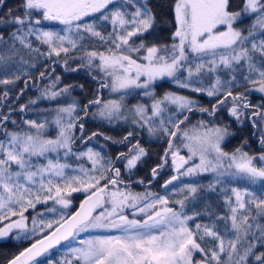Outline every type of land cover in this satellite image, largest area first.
Instances as JSON below:
<instances>
[{
  "label": "snow or ice",
  "instance_id": "6c2138e0",
  "mask_svg": "<svg viewBox=\"0 0 264 264\" xmlns=\"http://www.w3.org/2000/svg\"><path fill=\"white\" fill-rule=\"evenodd\" d=\"M4 2L0 0V4ZM132 2L128 0V3ZM172 8L176 25L172 33L173 43L148 47L142 34L154 29L156 17L147 0H143L131 13L116 0H20L17 11L21 14L13 16L12 9L6 14L11 17L7 23L14 26V31L9 34L8 41L0 35V44L14 54L17 43L38 53L39 48L33 47L31 39L34 37L48 46V57L58 58L61 54L68 55L70 50L85 48L81 43L85 39L84 33L98 37L109 45L108 54L83 51L79 56L80 66L97 70L100 74L99 78L93 77L98 84L97 92L108 89L120 96L119 99L103 100L97 95L81 109L85 116L88 115L87 109L95 106L98 115L109 122L114 118H126L123 116V111L127 110L124 97L129 90L142 89L143 95L151 98V105H136L130 110L134 117L143 122L142 127L144 124L151 125L154 118L162 117L167 105L174 106L171 116L159 121V132L170 139L163 163L152 169L153 177L157 176L158 168L167 164L166 158L170 154L171 163L180 175L216 173L214 184L208 186L210 189L222 183L226 175L241 177L250 185L260 182L264 188V153L253 156L238 147L229 154L221 147L225 136L229 135L226 127L209 125L205 121L197 122L191 129L182 127L189 120L184 113H191L197 101L174 92H166L158 99L152 91L155 81L168 78L183 89L206 93L210 97L223 95L224 99H217V105H213L211 112L203 107L198 110L214 115L217 106L231 98L233 107L229 109L230 114L239 120L241 113L238 109L241 105L236 101L242 97L233 96L230 88H227L231 81L221 82L217 77L214 83L204 87L201 76L205 69L214 72L219 66L231 69L233 65L246 64L249 74L244 79L253 85L258 84V90L264 92V39L257 42L255 36L257 29L264 32V0H244L242 10L236 12L229 10V0H174ZM95 13H100V19L113 25V31L107 36L96 30L95 22H83V18ZM242 16L255 17L248 35L234 27ZM41 21H58L65 26V34L44 30L39 27ZM4 22L0 20V23ZM221 27L224 30H220ZM133 37L141 42L138 45L130 43ZM142 49L147 53L142 57L145 63L138 62L140 58L134 59L132 55ZM189 53L194 54L191 59ZM257 53L261 57L259 61L254 59ZM205 57L211 59L205 62ZM0 61H6V58L0 56ZM253 74L258 79H251ZM40 75L43 78L45 74L42 72ZM12 83L13 79H0V84ZM71 87L66 86L59 92L46 90L43 95L55 99ZM79 87L83 88V85ZM4 96L7 97V92ZM242 106L248 107L247 104ZM55 111L56 117L52 121L58 128L55 138H47L46 121L25 120L23 123L26 127L8 131L4 125L9 116H0V132L3 134L0 139V224H3L0 238L7 237L13 230H16V239L27 240L37 232L44 234L9 260L8 264H36V257L62 241L68 242L62 264H264V251L259 250L264 249V192L257 195L248 188H231L232 195L225 196L229 214L217 218L224 221L222 229L215 222L195 223L194 227H190L189 222L200 213L193 216L185 214L187 197L174 201L180 206L177 210L169 206L166 196L121 190L119 185L123 181L119 179L120 169H112L111 161L101 163L103 158L100 153L91 148L86 152L73 151L75 141L85 139L83 135L77 138L74 134L77 128L81 133L84 131V125L78 123L81 117L77 113V104L73 102ZM149 111L150 116L147 115ZM253 115L259 116L260 113ZM136 122L133 119V123ZM12 123L15 124V121ZM149 131L155 132L157 129L150 127ZM98 134L92 133L88 140ZM174 140L180 141V147L174 148ZM260 144L264 146V134L260 137ZM181 147L187 149L186 157L180 155ZM61 150L66 158L74 156L80 160L86 157L91 161V168L80 164L78 169H73L74 172L78 170V175L68 174L66 169L71 165L50 156V153L59 156ZM130 152L136 154L128 156L121 153L118 157L126 159L129 171L146 155L139 144L134 145ZM41 158L44 163L40 162ZM194 158H198L199 163L186 168ZM109 171H112V176L106 175ZM177 179L178 176H172L165 182V188ZM185 187L190 194L197 192L192 185ZM184 190L180 189L181 192ZM78 192L87 194L79 209L72 215L63 214L61 210L68 209L72 203L71 194ZM49 201L60 206L59 209L55 206L47 209L50 213L59 212V219H38L44 214L37 212L29 229L25 213ZM126 208H132L134 215L138 212L146 218L129 219L124 214ZM45 229L48 231L45 232ZM89 229L115 230L117 234L89 236L79 241V247H72V241ZM195 255H201V259H195Z\"/></svg>",
  "mask_w": 264,
  "mask_h": 264
},
{
  "label": "rangeland",
  "instance_id": "374dc122",
  "mask_svg": "<svg viewBox=\"0 0 264 264\" xmlns=\"http://www.w3.org/2000/svg\"><path fill=\"white\" fill-rule=\"evenodd\" d=\"M141 2H143V0H133L132 3H128V0H116V3L124 5V9L129 13L134 12L136 7ZM19 4H20V0L18 1V5ZM108 10L109 11L111 10V6H109ZM19 14H21V13L18 12L17 15H19ZM100 15H101L100 13L92 14L90 17L83 18V22H85V23L95 22L97 25L96 30L100 31L102 33V35L107 36L108 33L113 31V25L111 24L110 21H104V20L100 19L99 18ZM242 17H244V16H242ZM173 19H174V12H173ZM2 20L5 22L0 23V26H2V25L5 27L11 26L10 23H7V21H9L10 18L2 19ZM254 20H255V17L253 16L252 23L254 22ZM39 27H42L44 30L57 31L61 35L65 34L63 32V29L65 26L60 24L58 21H41V24L39 25ZM234 27L237 28L235 26V23H234ZM175 28H176V25H175V19H174V31H175ZM220 30H224V28L221 27ZM239 30H241V29L239 28ZM117 31H119V28H117ZM244 33H246V34H244ZM9 34L7 36H5V38H4L5 41L9 40ZM243 34L248 35V31L243 32ZM84 36H85V39L81 43H83L86 46L85 48L81 49L80 51L70 50V52L75 51V53L70 54L69 56L61 54L60 57H66L67 61L70 64H77V63L81 64V61L79 60V56L82 54L83 51H97V52H103L106 55L108 54L107 49H108L109 45L107 44V42H102L99 40L98 37H92L90 34H87V33H84ZM255 36H256L257 42H259L260 39H264V32H261L259 29H257L255 31ZM72 38L76 39L75 36H72ZM31 39H32V41L35 40L34 37ZM130 43H134V44L138 45L140 43V41L136 37H133L130 39ZM172 43H173V40L171 38V40L169 41V43L167 45H170ZM17 46L20 49L16 48L15 54H14V52L12 50L5 47L3 44H0V51H1V48H5V49H3L2 54H3V57L6 58V61H0V79H13L14 80V83H12V84H8V85L0 84L1 85L0 87H1V91H3V90H10V91L12 90L13 91L12 95L9 94V96L12 97L11 99H13L14 97L17 98L20 95L21 90L18 89L17 87H18V85H20L21 80L24 79L23 77L26 76L27 74L36 72L35 69L37 67L36 66L37 64L44 62L45 65L46 64L48 65V63L50 61L49 59H51V57L47 56V53L49 51L48 46L41 44L39 41L35 40V43H34L35 47L34 48H39V52L38 53L36 52L35 55L33 56L35 63L33 62V63L27 64V62H25L24 60L22 61V59H19L20 62H16V65H14L15 62L12 58L16 57L18 54L22 55L21 51H25L27 53V55H31L30 54L31 51H29L28 49L23 48L18 43L16 44V47ZM65 46H68V45L66 44ZM248 47H250V44L248 45ZM43 48H46V49L41 54L40 49H43ZM146 54H147L146 50L142 49L139 53H133L132 55H133L134 59H136L137 57L140 58L138 60V62L145 63V61L142 59V57L145 56ZM39 55H40V57H39ZM193 55L194 54L189 53L190 59L192 58ZM0 56H1V54H0ZM53 57L56 58L55 56H53ZM73 57H75V59H73ZM210 59H211V57H205L204 58L205 62H207ZM254 59L256 61H259L261 59L259 53L255 54ZM257 66H259V64ZM48 67L49 66L43 67L44 68L43 73L45 75L48 72ZM63 71H65V70H63ZM90 72L93 73L94 76H97V77H99V75H100L98 73V71L94 70V69L90 70ZM75 73H76V75L66 76L67 77L66 79H64V77H63L64 74L56 73L55 75L50 77L48 80L46 79V81H44L41 84L40 88L37 89L38 91H36L33 94H30L28 96H24V98H23V100L25 102L24 106L27 108L26 112H28V114L31 116L30 119H28V120H36L37 122H45V121L47 122V127H46L47 138H55L56 135L58 134L57 126L54 123H52V121L56 117V111L55 110L57 108L66 107L69 104H72L73 102H75L77 104V113L80 116L82 113H84V111H81V109L83 108L84 103H85V101H87V99L88 100L95 99L97 95H99L103 100L119 99L120 94L111 93L108 89H104L100 92H97L98 84L95 85L96 93H94V91H93V94L91 97L90 91H89L90 90L89 83L87 82L86 78L83 77V76H87V75H85L83 72L79 73L78 71H75ZM48 74H50V73H48ZM248 74L249 73H248V69H247L246 64L243 66L233 65V68H231V69L225 68L223 66H219V67H217L216 71H214V72H208L207 69H205L202 76H201L204 87H208L212 83H214L217 77L220 78L221 82L231 81V83L227 85V88H230V90L241 85V84L242 85L249 84L248 87L243 88L240 91H237V92H239L238 94L241 95L240 97H242V99L236 101V103L238 105H241V107H239V109H238L239 112L241 113L240 119L237 120L236 117H234L230 114L229 109L231 107H233V101L231 98H228L223 105L217 106V109H216L214 115H209L208 113H203V115H202L201 112H197L186 122L185 125H182V127H187V128L191 129L193 126L197 125V122H199V121H205L209 125L226 127L229 135L225 136L224 140L221 143V147L223 146L225 141L230 136H232L233 140L236 139L237 143H235L233 140H231V142L226 144L227 150L223 149L224 151L231 154L236 148L240 147V148H242L243 151L248 152L250 155H253V156H259L261 153H264V146H262L260 144V137L262 134H264V92H260L258 90V88H259L258 84L253 85L244 79V77L247 76ZM35 75H36V73H35ZM185 75H186V72H185ZM75 76H80L77 79H79V82L83 81L87 92L84 93L82 91L81 87H79L80 85H82V83H76V84L71 83L72 79ZM16 77H19V79H16ZM57 77L59 78L58 80H57ZM232 77H235L234 81L232 80ZM20 78H21V80H20ZM62 79H64V80H62ZM251 79H258V77L255 74H253L251 76ZM63 81H66V83H64V85L62 84ZM162 81H164V84L167 85V89L164 90L161 94H155L154 86L161 83ZM35 83H36V81H35ZM53 84H54V86H53ZM69 85L72 86L69 89V91L62 94V95L57 96L55 99H49L47 96L43 95V93L46 90L59 92L61 89L65 88L66 86H69ZM197 86H199V85H197ZM95 87H94V90H95ZM184 90L187 93L184 92ZM152 91H153V94L155 95V97L158 99L163 97L166 92H174V93H177L179 95L188 96V97L192 98L193 100L197 101V105H196L195 109H199L200 107H203V108L209 109V111L211 112L212 108H213L212 103L214 101L206 102L205 104L199 105L198 98H199L200 94H204V95L208 96L206 93H196V92H193L191 89L180 88L177 84L173 83L168 78H164V79L155 81L153 86H152ZM193 93L197 97L193 98L192 97ZM253 94H258L262 98V103H263L262 105L263 106L260 108L261 110L258 109V112H257V113H260L259 116L253 115L257 110H255V112H254V109H252L250 111L248 109V107L244 108L242 106L244 104L251 105L250 103H248L247 97L250 95H253ZM81 95H82V97H80ZM208 98H212V97L208 96ZM32 101H34V103H32ZM151 103H152L151 98L145 97L143 95L142 89H132V90H129V94L124 97V104H125L127 110L123 111V116L126 118H114L111 122H109L107 119L100 117L98 115V108L93 106V107H89L87 109L88 115L85 117V119L88 118L89 119L88 122L90 124H93L95 129L98 128L97 127L98 125L107 126L109 128H112L113 130L122 129L123 130L122 132H118L120 134L121 138L122 137L125 138L126 136H128V134H127L128 132H131V134L141 133L147 138H149V137L150 138L151 137H154V138L167 137L166 135H163L162 133H160L158 130L159 129V121L161 118L167 119L169 116H171L172 112L174 111V106L167 105L166 106L167 111H165L162 114V117L154 118L153 121L151 122V125L144 124L143 127L141 126V124L143 122L139 121L138 117H134V114L130 111L136 105H151ZM20 107H21V105H20ZM19 110L20 111L18 113H19V117H20V114L22 115L24 110L21 111V108ZM186 113H184V115ZM2 114H4V113H2ZM147 115L150 116L151 112L149 111L147 113ZM181 118H183V117H181ZM133 119H136L137 122L133 123ZM14 121H15V124L18 123V120L16 121L14 119ZM254 122H255V125H254ZM78 123H81V120L78 121ZM246 123H248V125ZM82 124H83V122H82ZM24 127H26V125L20 126L18 128L10 127V128H7V130L8 131H15V130H18V129H21ZM150 127L157 129V131L150 132L149 131ZM78 131H79L78 128L74 131L75 136H76ZM84 131H85V124H84ZM115 136H117V135H115ZM134 137H136V136H134ZM106 138H108V139H106ZM128 139H129V137H128ZM111 140L112 139L109 135L100 132V135H97L96 137H94L90 141L85 142L83 144H81L80 139L76 140L75 143L72 145V147H73L74 152H86L88 148H91L94 152L100 153V156L103 158L101 163H104L105 161H111V164H112L114 155L118 154L120 156L121 153H125V154L129 153L130 150H127V148L132 146V144L136 141V138L127 140L126 141L127 142L126 147H123L121 149L115 148V145H113ZM135 143L138 144L137 142H135ZM173 143H174V148L180 147V141L179 140H174ZM166 146H167V144H166ZM166 146L164 147L163 151L160 152V154H159V157L161 159V163H163V159L165 158ZM109 154H112V155L109 156ZM180 155H183L186 157L188 155L187 149L181 147L180 148ZM50 156L54 160L59 159V161L61 163H66V164L71 165V168L66 169V172L68 174H71V175H78L79 174L78 170L74 172L73 169H78V166L80 164H83L84 167H86V168H91V161L87 160L86 157L82 158L80 160H77L74 156H69L66 158L63 155V150L60 151L59 156H57L56 153H50ZM119 156H117V157L115 156V163L116 164H115L114 169H116V168L120 169L121 167H123L126 170L124 172L129 171L126 167L127 161L123 162V163L117 161ZM166 159L168 161L167 164H165V166L163 168H161V170H160L161 173H163L161 176V179H160L161 180L160 183L162 181H165L166 179H168L169 177H171L174 174L170 154ZM141 160L146 161V157H144V156L141 157V159L137 162V165H136L137 168L139 166H142ZM40 162L44 163L45 161L43 160V158H41ZM193 163H199V159L194 158L193 161L189 162V164L186 166V168L193 166ZM256 163L259 164V161H257ZM186 168L182 169V171H185ZM207 173H212L213 176L216 177V173H214V172H200V173H197V174H194L191 176L180 175L178 172H176V176H178V179L175 180L171 185H169L168 188H165V187L163 188V186H162L163 189H161V187H156V188L155 187H153V188L152 187H148V188L145 187L144 188V187H141V185H139L141 183H139V184L135 183V184L129 185V183L125 184V182H123V183H124V185H128L127 188H125L124 186H120L121 184L119 185V187L123 191H130L132 193L151 192V193H156L159 196H166L167 197L169 194L178 193L181 188H185V184H184L185 179H188L189 181H191L195 176L205 175ZM112 174H113L112 171L106 173V175H108V176H112ZM235 177L236 176L230 177V176L226 175L225 177H223V181H233L234 179H236ZM238 178L243 179L241 177H238ZM119 179L122 180L121 174H120ZM243 180H244L243 182L245 183V179H243ZM101 183H104V181H102ZM259 184L261 185L260 182H259ZM252 187H253V185H252ZM252 187L251 188L248 187V189L250 191H253L254 189H252ZM84 195H86V193H83V192L72 193L70 198L73 201H72L70 207L73 206L75 208L76 205L79 203V201L81 200V198ZM79 197H81V198L79 199ZM37 206L38 207L36 209H29L25 213V215L28 216V227H29V229L32 228L31 220L33 217L36 216L37 212L44 214L41 217H38V219H43L45 221L59 219V212L58 213L47 212V209H50L54 206L57 209H59L60 208L59 205H54L52 201H49L47 204H39ZM70 207L68 209H62L61 211L63 212V214L68 215ZM74 208L70 211V213L74 210ZM176 209L179 210V207ZM134 211L135 210L132 208H126L124 210V214L127 215L129 219L143 220L146 218V216H144L143 214L138 213V212L135 213V215H134L133 214ZM2 226H3V224H0V227H2ZM45 231L47 232L48 230L45 229ZM115 234H117L115 230L89 229L87 232L80 233L79 236L77 237V239L75 241H72L71 246L72 247H79L80 246L79 241L82 239H86L89 236L115 235ZM42 235H44V234L37 232V234L35 235L36 238H34V240L38 239ZM31 237H33V236H31ZM6 238L16 239V230H13V232L10 233L7 237L0 238V240L6 239ZM16 240H23V239H16ZM33 241H31V242H33ZM67 250H68V242H66L62 247H60L58 251L54 252L55 255L60 254L59 258L53 257V254H51L52 251H50V252L48 251L47 253L43 254V255H45V258L43 255L36 258V264H62V261L65 257V253L67 252ZM39 258H40V260L37 261ZM195 259H197V260L201 259V255H195Z\"/></svg>",
  "mask_w": 264,
  "mask_h": 264
},
{
  "label": "trees",
  "instance_id": "16d2710c",
  "mask_svg": "<svg viewBox=\"0 0 264 264\" xmlns=\"http://www.w3.org/2000/svg\"><path fill=\"white\" fill-rule=\"evenodd\" d=\"M18 1L19 0H5V2L3 4H0V20L2 19H7L10 18L9 16H7L6 14L8 13L9 9H12V15L15 16L17 15L18 11H17V6H18ZM230 2V11L236 12V11H241L243 8V4H244V0H229ZM148 6L152 9L153 14L156 17V24L154 29H150L148 33H144L142 34V38L144 40V43L146 46H152L154 44H158V45H163V44H168L169 41L172 38V33L174 32V19H173V4H174V0H147ZM2 18V19H1ZM252 20H253V16H244L242 18H240L237 22H235V26L239 29H241L243 32H247L249 27L252 25ZM12 31H14V26L11 25L10 27H5V26H0V35H2L4 38L5 36H7L9 33H11ZM246 34V33H244ZM140 42L141 40L139 38H137ZM35 43V40H33V47ZM18 49H20L18 46L16 47ZM5 48H1L0 54L1 56H3L2 51ZM46 48L40 49V52L42 54L43 51H45ZM22 55L18 54L16 57L12 58L15 62L14 65H16V62H20L19 59H22V61L24 60L25 62L28 63H35V60L33 59V56L35 55L36 52H30L31 55H27V53L25 51H21ZM75 53V51H71L68 53L67 56H69L70 54ZM40 57V55H39ZM52 59V60H51ZM51 59H49V63L48 65L44 62L37 64L36 69L34 73H30L27 74L26 76H24L20 82V85H18V89L21 90L20 95L18 96L17 101V105L18 106H24L25 102L23 100L24 96H28L30 94H33L34 92L38 91L37 89L40 88L41 84L46 81V79L48 80L50 77H52L53 75H55L56 73L58 74H64L63 77L64 79H66V76H73L76 75L75 71H72L71 69H77L76 71H78L79 73H84L87 76H83L86 78L87 82L89 83L90 86V96L92 97L93 91L94 93H96V87L95 85H97V82L95 80H93L94 74L90 72L89 69L85 68V67H81L80 63L78 64H70L67 61V64H65V60L66 57H51ZM55 61V62H54ZM33 65V64H32ZM34 66V65H33ZM44 66H49L48 67V72L46 75H44V77H41V73L44 72ZM35 68V67H34ZM65 70V71H63ZM72 71V72H71ZM67 72V73H66ZM36 73V75H35ZM50 73V74H48ZM80 76H75L71 83L76 84V83H82L83 88L82 91L85 93L87 92L86 87L82 82H79V78ZM97 77V76H96ZM99 78V77H97ZM62 79V80H64ZM36 81V83H35ZM35 83V84H34ZM64 83H66V81H63V85ZM242 85V84H241ZM239 85L233 89H231V92L233 96H238L239 92L242 90L243 88H246L249 86V84H244V85ZM1 86V85H0ZM95 87V90H94ZM167 89V85L164 84V81H162L161 83L157 84L154 86V91L155 94H161L164 90ZM19 90V91H20ZM7 92L8 95H12L13 91L11 90H3L1 91V87H0V107L2 105V96L3 94ZM184 92H186L184 90ZM82 93V92H81ZM187 93V92H186ZM82 97V95L80 96ZM193 98L197 97L194 93H193ZM250 99V103L252 106H254V108H256V110L260 109L263 105L262 103V98L258 95V94H253L248 96ZM12 98V97H11ZM217 99H224L223 95H220L218 97H212V98H208V96L204 95V94H200L198 100H199V105L201 104H205L206 102H212L214 101L212 104L217 105ZM88 99L87 101H85L84 105L88 103ZM82 102V101H81ZM5 109V108H4ZM250 111L252 110L251 108H248ZM27 108L24 106V114L22 119H18L19 118V113L14 112L11 115L15 117V120H18V123L20 126L24 125V121L30 119V115L28 114V112H26ZM198 109H193V111L191 113H186L185 115L189 116V119L196 114L197 112H200ZM261 110V109H260ZM3 113V111H2ZM84 113H82L80 115L81 117V123L83 122V125L85 124V133L86 134H91L93 132H101V133H105L107 135H109L111 137V139L113 140V145H115V148L121 149L123 147H126L127 145V140L129 139H133L136 138V141L139 146L141 148H143L145 150L146 155H144V157H146V161L145 160H141L142 166H139L138 168L135 167L133 168L131 171H126L123 167L120 168V174H121V181L125 182V184L132 182L131 184H139L138 181H143L141 185V187H161V189H163L165 186L162 185V183L164 181H162L160 183V179L163 173H161V168L157 169V176L155 178H153L152 176V169L156 168L157 165L161 164V159L159 157L160 152L163 151L164 147L166 146L169 137H162V138H154V137H145L143 134L138 133V134H131L129 135L128 132V136L129 139H127L126 141H123V138H121L120 134L118 132H122L123 130H113L112 128H109L107 126H103V125H98V128H94L93 124H90L88 121L89 119H85V115L83 116ZM201 114L203 115V112H201ZM79 120V121H80ZM248 125V123H246ZM19 126V127H20ZM8 128H10V126L8 125ZM118 133V134H117ZM1 134V132H0ZM81 132L78 131L76 134V137H80ZM117 135V136H115ZM136 136V137H134ZM231 140H233L232 136H230L225 143L223 144V149L227 150V143L231 142ZM235 143H237L236 139L233 140ZM133 143L132 146H130L129 148H127V150H131L133 148L134 145H136V143ZM135 152H130L127 153L128 156L131 155H135ZM112 154H109V156H111ZM115 156H119L118 154L114 155L113 157V161L111 164V168L114 169L115 167ZM118 162H126V159H117ZM144 169V170H143ZM142 170V171H141ZM160 171V172H159ZM111 172V171H109ZM213 174L212 173H207L205 175H197L195 176L191 181H189L188 179H185V186L187 185H192L194 187L197 188V192L194 194H190L187 191V188L185 187L184 191L181 192L179 191L178 193H173V194H169L167 196V198L169 199V206L170 207H174V208H178L180 207L178 204H175L174 201L179 200V199H183L184 197H187V200L185 202V209L184 212L187 215L193 216L195 213H200L199 216H196L195 219L193 221L189 222V226L190 227H194L195 223H213L215 222L218 227L220 229L223 228V224L224 221L217 219L218 217L224 216V215H228V209L227 206L225 204V196H231L232 193L230 191L231 188H239L241 190H243L244 188H248V187H252V185H250L246 180L245 183L243 182V179H239L238 177H235L236 179H234L233 181H223L222 183L216 184L214 189H210L208 186L210 184H214L215 182V177L213 178ZM231 177V176H230ZM174 182V181H173ZM172 182V183H173ZM130 185V183H129ZM120 186H124V183L121 184ZM163 186V188H162ZM169 186V185H168ZM167 186V188H168ZM248 186V187H247ZM253 192H255L257 195H260L262 192H264V188L261 187V185L259 184V182H257V184L253 185L252 187ZM251 189V190H252ZM81 197H79L80 199ZM78 199V200H79ZM234 199V198H233ZM73 201V200H72ZM77 206V205H76ZM38 207V206H37ZM36 207V208H37ZM74 207L71 206L69 209V213L70 211L73 209ZM76 208V207H75ZM74 208V209H75ZM46 232V231H45ZM34 238H36V236L30 237L29 239L25 240H16L14 238H6V239H2L0 240V264H5L11 257H13V255H15L16 253H18L20 250H22L24 247H26L31 241L34 240ZM67 242V241H66ZM66 242H64L63 244L54 247L52 249L49 250L52 251L51 254H53V257H58L60 254L55 255L54 252L58 251L60 247H62ZM260 251H264V249H259ZM62 253V252H61ZM45 258V255H43ZM42 258V257H41ZM40 258L37 260L39 261Z\"/></svg>",
  "mask_w": 264,
  "mask_h": 264
},
{
  "label": "flooded vegetation",
  "instance_id": "af4514ba",
  "mask_svg": "<svg viewBox=\"0 0 264 264\" xmlns=\"http://www.w3.org/2000/svg\"><path fill=\"white\" fill-rule=\"evenodd\" d=\"M238 96H241V95H238ZM17 97V96H16ZM18 99V97L17 98H13V99H11V97L8 95V93H7V97H5L4 96V94H3V96H2V105H1V107H0V116H3V115H8L9 116V120L8 121H6L5 122V125H4V127L7 129L8 128V125L10 126V127H15V128H18L20 125H19V123H16V124H13L12 123V121H14V119H15V117L14 116H12L11 114L12 113H14V112H19L20 110V106H18L17 105V100ZM247 99H248V103H250V99H249V97H247ZM251 104V103H250ZM248 105V108H251V109H254V112H255V110H256V108H254V106H252V105H249V104H247ZM19 107V108H18ZM5 108V109H4ZM2 111H3V113L4 114H2ZM258 112V110L255 112V113H257ZM23 114H24V112L22 113V115L20 114V117H19V120L20 119H22V117H23ZM86 117V116H85ZM93 123V122H92ZM96 132V131H95ZM94 133V132H93ZM96 133H99L98 135H100V132H96ZM81 135H83L84 136V141H81V144H83V143H85V142H88L89 140H88V137H90V136H92V133L91 134H86L85 133V131H83V133H81ZM80 135V136H81ZM97 136V135H96ZM95 136V137H96ZM2 137H3V134H2V132H1V134H0V139H2ZM79 138V137H78ZM94 137H92V139H93ZM78 140V139H77ZM123 141H126L124 138H123ZM111 142L112 143H114L112 140H111ZM152 173V172H151ZM142 184V183H141Z\"/></svg>",
  "mask_w": 264,
  "mask_h": 264
},
{
  "label": "water",
  "instance_id": "95a60500",
  "mask_svg": "<svg viewBox=\"0 0 264 264\" xmlns=\"http://www.w3.org/2000/svg\"><path fill=\"white\" fill-rule=\"evenodd\" d=\"M198 111V110H197ZM83 116H84V114H83ZM170 139V138H169ZM169 139H168V141H169ZM165 149H168V142H167V146H166V148ZM166 151V150H165ZM173 172H174V174L172 175V176H174V175H176V171H175V169H174V167H173ZM171 176V177H172ZM171 177H169L168 179H166L163 183H162V185L163 186H165V182L166 181H168V180H170L171 179ZM153 178H155V177H153ZM130 184L132 183V182H129ZM138 183H140L139 181H138ZM87 195V194H86ZM86 195H84L82 198H81V200L79 201V203L77 204V206H76V208L71 212V213H69L68 215H72V214H74L78 209H79V205H80V203L85 199V196ZM54 228H55V226H54ZM54 228H53V230H54ZM43 236V235H42ZM42 236L41 237H39V238H42ZM35 242V240L33 241V242H31V243H34ZM64 242H66V241H62L61 242V244L62 243H64ZM31 243L30 244H28L26 247H24L22 250H20L19 252H21V251H23L25 248H27V247H30L31 246ZM60 244H58V245H56V246H59ZM55 246V247H56ZM54 248V247H53ZM19 252L18 253H16L15 255H13V257L14 256H16V255H18L19 254ZM13 257H11L9 260H11ZM38 257H40V256H38ZM38 257H36V258H38ZM8 260V261H9ZM8 261L5 263V264H8Z\"/></svg>",
  "mask_w": 264,
  "mask_h": 264
}]
</instances>
